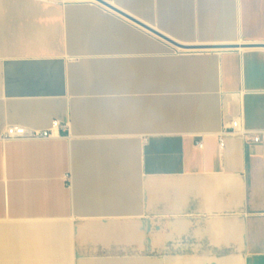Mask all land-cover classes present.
Instances as JSON below:
<instances>
[{"label":"crops","instance_id":"obj_1","mask_svg":"<svg viewBox=\"0 0 264 264\" xmlns=\"http://www.w3.org/2000/svg\"><path fill=\"white\" fill-rule=\"evenodd\" d=\"M233 120L264 136V0H0V264H264Z\"/></svg>","mask_w":264,"mask_h":264},{"label":"built area","instance_id":"obj_2","mask_svg":"<svg viewBox=\"0 0 264 264\" xmlns=\"http://www.w3.org/2000/svg\"><path fill=\"white\" fill-rule=\"evenodd\" d=\"M61 125L58 122H53L52 126L48 130L44 131H33L27 127L19 126V125H12L9 126L6 131L2 134V139L9 140V139H30V138H47L53 135V129H59ZM240 123L238 120H233L229 128L224 131V133H235L242 137L251 136L252 140L256 143H262L264 145V136L260 132L256 131H249V130H242L240 129ZM224 136L220 137V146L224 147ZM201 146V144H200Z\"/></svg>","mask_w":264,"mask_h":264},{"label":"bare ground","instance_id":"obj_3","mask_svg":"<svg viewBox=\"0 0 264 264\" xmlns=\"http://www.w3.org/2000/svg\"><path fill=\"white\" fill-rule=\"evenodd\" d=\"M13 1V0H12ZM15 2V1H14ZM8 3H9V1H8Z\"/></svg>","mask_w":264,"mask_h":264}]
</instances>
